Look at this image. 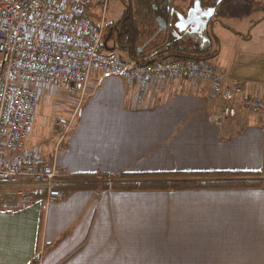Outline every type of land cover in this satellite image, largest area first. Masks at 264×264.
<instances>
[{
  "label": "crops",
  "instance_id": "0c3cea01",
  "mask_svg": "<svg viewBox=\"0 0 264 264\" xmlns=\"http://www.w3.org/2000/svg\"><path fill=\"white\" fill-rule=\"evenodd\" d=\"M220 2H200L201 11L215 17ZM176 8L157 18L159 42L173 39L213 52L211 35L209 40L193 36V22L177 32L178 17L192 16ZM230 29L228 44L234 48L214 51V66L243 90L240 99L262 97L264 88L248 80V66L263 53L250 49L253 38ZM195 40L200 43L193 48ZM90 85L89 101L57 156L64 200L46 206V190L23 183L15 189L30 194L33 203L13 207L14 188L0 189V264H264V185L118 191L72 178L92 175L108 182L124 175H162L203 183H264V119L238 108L233 121L215 126L210 117L221 113L223 103H209L210 83L200 80L154 82L141 106L136 85L123 78L97 70ZM72 117L61 120L58 133ZM34 124L35 119L27 148L50 163L54 147L38 148Z\"/></svg>",
  "mask_w": 264,
  "mask_h": 264
},
{
  "label": "built area",
  "instance_id": "2783aa9c",
  "mask_svg": "<svg viewBox=\"0 0 264 264\" xmlns=\"http://www.w3.org/2000/svg\"><path fill=\"white\" fill-rule=\"evenodd\" d=\"M118 2L103 0L96 23L91 16L93 0H0V189L14 188L9 193L14 200L11 206L33 203L30 194L15 189L23 183L45 189L46 206L64 200L57 156L78 112L64 124L51 162L44 163L27 148L42 87H54L73 97L84 95L98 70L135 84L136 103L141 106L154 82L200 80L210 83L208 102L221 99L223 103L221 113L210 117L215 126L233 121L238 108L264 119V96L240 99L243 90L229 83L224 69L209 62L178 59L141 65L106 55L102 49L105 16L109 5ZM7 153L16 158L6 160ZM1 206L9 205L2 202Z\"/></svg>",
  "mask_w": 264,
  "mask_h": 264
},
{
  "label": "trees",
  "instance_id": "16d2710c",
  "mask_svg": "<svg viewBox=\"0 0 264 264\" xmlns=\"http://www.w3.org/2000/svg\"><path fill=\"white\" fill-rule=\"evenodd\" d=\"M126 13L119 22L106 26L108 32L105 37L113 41V46L109 49L113 54H126L128 61L136 64H152L160 62H172L178 59H192L208 62L217 57L216 52L205 49H191L183 47L179 42L164 40L159 42V24L157 18L164 17L174 10L172 0H120ZM264 9L260 2L255 0H221L217 6L216 19L244 20L250 18L255 12ZM169 10V11H168ZM145 23V24H144ZM144 24V25H143ZM173 24V23H172ZM225 28L231 30L227 25ZM233 31V30H231ZM158 37H157V36ZM104 37V38H105ZM156 40V42L154 41ZM155 43V44H154ZM150 45V49L146 47ZM104 42L102 49L104 50ZM118 57V56H117ZM122 59L121 57H118ZM123 60V59H122ZM77 181H86L95 184H103V188H110L118 191H181L201 188H222V187H258L264 183H203L197 181H186L189 177L181 176H131L124 175L122 178L134 179L135 181L112 183L114 180L107 177L81 176L72 177ZM128 179V180H129ZM168 179L170 182L164 181ZM102 180V181H101ZM105 180V181H103ZM110 183V185L108 184ZM112 185V186H111ZM77 186L75 189H79Z\"/></svg>",
  "mask_w": 264,
  "mask_h": 264
},
{
  "label": "rangeland",
  "instance_id": "374dc122",
  "mask_svg": "<svg viewBox=\"0 0 264 264\" xmlns=\"http://www.w3.org/2000/svg\"><path fill=\"white\" fill-rule=\"evenodd\" d=\"M103 0H93L92 8L94 9L93 14L91 15L94 20H100L101 17V4ZM205 0H172L174 7L177 11L179 10H188L189 14L192 12L196 7L201 9L200 2H204ZM260 2L261 7L264 8V0H257ZM215 4V1H213ZM181 9V10H180ZM126 13V9L123 3L119 0L118 3H112L109 5L107 14H106V25L109 26L116 22H119L121 17ZM217 21L216 16L214 17V22ZM222 24L229 26L230 28L241 32L243 39L253 38L252 46H249L250 49L256 54V52H262V56L253 57L251 59V63L248 67H251V76L248 77V80L251 83H254L257 86H261L264 88V9L261 11L255 12L250 18L241 21H232V20H222ZM221 23L217 24L220 25L213 29V33H211V39L213 41V52L218 51L220 52L222 45L227 47L230 46V49L234 48V45L228 44L229 38L234 35L233 31L224 28L221 26ZM145 24V23H144ZM143 24V25H144ZM212 26V25H211ZM106 36L108 34L107 30L105 32ZM184 36V34H183ZM185 37V36H184ZM233 37V36H232ZM245 37V38H244ZM196 39V38H195ZM199 40V39H198ZM194 42L191 46L196 47L199 41ZM245 41V40H244ZM155 44V43H154ZM182 46H187V43L183 44ZM104 53L106 55H114L109 49L113 46V41L105 37L104 38ZM150 45H147L148 49ZM116 56L121 57L124 61L128 59L126 54L119 53ZM128 61V60H127ZM209 63L212 65L216 64L215 60H208ZM237 67H245L240 66V62H238ZM245 71V69H244ZM89 86H91L89 84ZM44 92L41 95L39 106L37 113L35 115V124H34V134L33 137L35 139V143L37 144L38 148L47 145L51 146L54 151L57 145V140L61 133H58L57 130L59 128V124H61V120H65L67 118H71L76 112L78 115L85 109L89 97H90V89L83 94H79L78 96H70L69 94L63 92H57L54 87H43ZM243 88V87H242ZM251 97V96H250ZM254 98V97H251ZM124 179L128 180L129 178H119L118 180L115 179L112 183H117L119 180ZM131 180V179H129ZM164 180V179H162ZM170 182L171 180H164ZM110 185V183H108ZM112 186V185H111Z\"/></svg>",
  "mask_w": 264,
  "mask_h": 264
},
{
  "label": "water",
  "instance_id": "95a60500",
  "mask_svg": "<svg viewBox=\"0 0 264 264\" xmlns=\"http://www.w3.org/2000/svg\"><path fill=\"white\" fill-rule=\"evenodd\" d=\"M201 11V9L198 7V9H197V7L192 11V12H190L188 15L189 16H192V20H188V21H186L185 20V18H184V16L183 15H180L179 17H178V21H179V23L176 25V27H177V29H178V31H180V32H183V30H185L182 26L183 25H186V27L190 24V23H192V22H195V23H198V25H202V23H204L202 20H200V19H194L195 18V16H196V13L197 12H200ZM214 17V12H211V15L209 16V18H208V20H207V22H205L204 24H203V37L206 39V40H209V36H210V34L211 33H213V29H214V27H215V23L216 22H211L212 21V18ZM199 20V21H198ZM217 22L218 23H221V21H218L217 20ZM212 25V26H211ZM200 27V26H199ZM166 28H167V26H166ZM210 28V29H209ZM200 32V30L198 29V30H194V34H197V33H199Z\"/></svg>",
  "mask_w": 264,
  "mask_h": 264
},
{
  "label": "flooded vegetation",
  "instance_id": "af4514ba",
  "mask_svg": "<svg viewBox=\"0 0 264 264\" xmlns=\"http://www.w3.org/2000/svg\"><path fill=\"white\" fill-rule=\"evenodd\" d=\"M210 15H211V11H206V12L200 11V12H197L196 13V16H195L194 19H196V20L197 19H200V20H202L205 23V22H207V20H208V18H209ZM191 20H192V18H191ZM212 20H214V17L212 18ZM160 23H162V22H160ZM178 23H179V21H176L175 22V25H177ZM204 23H202V25H198V23H195V22L192 23V25H191L192 26V28H191L192 33L194 32V30H198V29L200 30L199 33L193 35L194 37L195 36H198V37L200 36L201 37V35L203 34L202 33L203 32V29L202 28H203V24ZM182 27L185 29L186 28V25H183ZM177 32L180 33V31H178V29H177Z\"/></svg>",
  "mask_w": 264,
  "mask_h": 264
}]
</instances>
